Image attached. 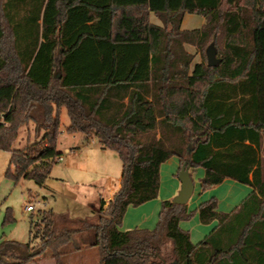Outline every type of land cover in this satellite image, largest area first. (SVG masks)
I'll return each instance as SVG.
<instances>
[{
  "label": "trees",
  "instance_id": "trees-1",
  "mask_svg": "<svg viewBox=\"0 0 264 264\" xmlns=\"http://www.w3.org/2000/svg\"><path fill=\"white\" fill-rule=\"evenodd\" d=\"M187 13L205 17L201 28L181 27ZM186 44L202 61L194 63ZM211 45L216 66L208 64ZM63 107L68 133L117 152L120 189L108 210L101 197L96 222L60 224L45 209L29 242H1L0 264H31L46 250L65 264V245L78 251L87 243L98 247L101 264H264V0H0L8 177L44 186L62 157ZM23 129L34 137L23 142ZM172 156L179 169L186 160L204 169V191L226 178L254 191L231 212L219 211L216 197L190 211L162 200L154 229L122 230L130 206L157 199ZM196 212L205 225L218 222L198 243L181 226Z\"/></svg>",
  "mask_w": 264,
  "mask_h": 264
},
{
  "label": "rangeland",
  "instance_id": "rangeland-1",
  "mask_svg": "<svg viewBox=\"0 0 264 264\" xmlns=\"http://www.w3.org/2000/svg\"><path fill=\"white\" fill-rule=\"evenodd\" d=\"M186 47L191 48L192 53H195V61H202L203 54L196 46L189 44ZM69 123V114L66 107H63L61 109V131L58 138L62 159L54 165L43 187L30 178H21L16 181L14 178L8 177L6 172L10 166L11 153L0 149V244L3 240L29 242L32 236L31 223L37 221L40 213L45 209H53L59 215L60 224L67 223L77 227L81 220L90 219L92 222L98 220L101 197L105 199L104 208L106 210L110 208V199L114 196H109L111 189L118 184V180L122 176V161L115 150L104 149L97 141L85 143L83 134L68 133L66 126ZM27 136L31 139L34 137L33 129L21 131L23 142L26 141ZM21 137L20 142L22 141ZM84 145L85 147H83ZM64 146H71L74 151L80 149V155L65 153ZM178 165L179 158L177 157L164 164L161 170L162 193L157 197L156 202L161 201L165 196L172 200L176 195L173 194L174 181L181 184L179 175L176 174ZM203 171V168L199 167L193 172L195 191L189 203H194L201 197L199 178L203 176ZM218 193L222 198L227 192L222 190ZM28 203L35 204L34 211L26 210ZM146 208L132 207L121 228L126 230L142 226L143 219L147 215ZM152 211L153 209L150 207L149 214ZM157 216L158 211L155 214V219ZM197 224V222L191 224V228H196ZM150 225L153 227L155 223ZM194 233H197V230H194ZM93 239V236L87 238L90 244L94 242ZM62 250L65 264H101L99 249L95 245L90 246L87 243L76 251L73 244H67ZM163 250L172 260V247L169 240H165ZM50 255L51 251L46 250L42 258H37L38 260L31 264H55V259Z\"/></svg>",
  "mask_w": 264,
  "mask_h": 264
},
{
  "label": "crops",
  "instance_id": "crops-1",
  "mask_svg": "<svg viewBox=\"0 0 264 264\" xmlns=\"http://www.w3.org/2000/svg\"><path fill=\"white\" fill-rule=\"evenodd\" d=\"M151 20H152V22H155L157 24H160L161 23L160 20L154 14H152ZM204 22H205V17H203L202 15L199 16V15H196V14L187 13V14H185V17H184V20L182 22V26L181 27L184 30L185 29L201 28V25ZM187 45H189V44H186V46ZM187 49L190 52H192L191 48L187 47ZM196 62H200V61H198V60L197 61H194V63H196ZM75 134H78V133H75ZM75 134H73V135H75ZM80 134H82V133H80ZM83 147H85V145ZM73 149L74 148H72L71 146H64V148H63L64 152L67 153V154H73V153L75 154V153H77V155H80V149H75V151ZM174 157H177V156H172V158L170 160H168L167 162H165L164 164H167ZM177 158H179V157H177ZM180 163H181V159L179 158V165H178V169L176 171V174L177 175H179ZM164 164L162 165L161 170H162ZM197 168H199V167H197ZM197 168H195V169L190 168V173H192L193 179H194V173L193 172L196 171ZM203 173H204L203 174V176H204L205 175V172L203 171ZM203 176H201L199 178L200 189H201V179L203 178ZM180 183H181V181H180ZM120 186H121V178H119L118 184H116V186L113 189H111V193H110V196L109 197H113L115 195V193H117L118 190L120 189ZM173 186H174V189H175L173 191L174 192L173 194L175 195V194H177V192H179L181 184H179L178 182H175L174 181ZM161 187H162V176H161V186H160L159 196L162 193V188ZM194 189H195V187H194ZM222 190H224L225 193L226 192L227 193L225 194V196H222V198H221V196L219 197V195H218L219 193L218 192L219 191H222ZM253 191H254V188L253 187H250L249 185H246V184L241 183L239 181L237 182V181H235V180H233L231 178H226L222 182V184H220V185H216V186H213L211 188H208V189H206V191H204L203 189H201V191H200L201 197L198 198V199H196L194 203H189L188 202L186 205H188L189 211L190 210H197L201 203L205 202L207 199H210L211 197H216L218 199V204H219L218 205V210L219 211L231 212V211L235 210L238 207V205L245 198H247ZM206 195H208V196H207L206 199H204V197H206ZM166 199L171 200V199L167 198V196H165V198H163L162 200H166ZM162 200L156 202V199H155V200H152V201H148L146 203H143V204H141V206H138L137 208L147 207L146 208L147 215L143 219L144 224L142 226H135L133 228H141V229L142 228H148V229H154L156 227L157 223H158L157 221H158V218H159V213H160V209H161V202H162ZM152 203H156V204H152ZM150 207H152V209H153V211H152L151 214H149ZM131 208H132V206L129 207V209H128L126 215H125V218L123 220V223H124V221L126 219V216H127L128 212L131 210ZM157 211H158V216H157V219H155V214H156ZM195 222L198 223L195 226L196 228H191V224H193ZM152 223L153 224L155 223V225L153 227L150 225ZM217 224H218L217 221H214V222L209 223L207 225L203 224L199 220V214H198V212H196L195 215L190 220H188V221H181V226L185 230L189 231L190 238H192V240H193L194 243H198V242L202 241L203 239H205L206 236H207V234H209L217 226ZM129 229H132V228H129ZM194 230H197V233H194Z\"/></svg>",
  "mask_w": 264,
  "mask_h": 264
},
{
  "label": "water",
  "instance_id": "water-1",
  "mask_svg": "<svg viewBox=\"0 0 264 264\" xmlns=\"http://www.w3.org/2000/svg\"><path fill=\"white\" fill-rule=\"evenodd\" d=\"M207 59H208V64L210 66H216L218 64L219 59H217L216 57V49L214 45L208 47ZM179 179L181 181L180 190L173 197L172 202L181 205H186L195 191L194 189L195 183L192 173H190V164H188V160H186L181 166V169L179 171Z\"/></svg>",
  "mask_w": 264,
  "mask_h": 264
},
{
  "label": "built area",
  "instance_id": "built-area-1",
  "mask_svg": "<svg viewBox=\"0 0 264 264\" xmlns=\"http://www.w3.org/2000/svg\"><path fill=\"white\" fill-rule=\"evenodd\" d=\"M62 159V157L59 158V160ZM35 204L34 203H28L26 206V210L34 211L35 210Z\"/></svg>",
  "mask_w": 264,
  "mask_h": 264
}]
</instances>
